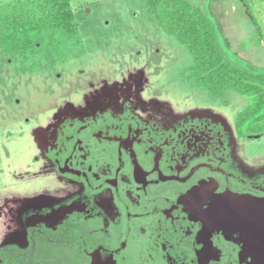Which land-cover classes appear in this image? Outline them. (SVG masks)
Segmentation results:
<instances>
[{
	"label": "flooded vegetation",
	"instance_id": "flooded-vegetation-1",
	"mask_svg": "<svg viewBox=\"0 0 264 264\" xmlns=\"http://www.w3.org/2000/svg\"><path fill=\"white\" fill-rule=\"evenodd\" d=\"M141 76L34 129L29 161L0 184V264H264L251 208L225 231L202 220L227 191L264 198V165L236 158L209 110L157 119L169 113L149 111Z\"/></svg>",
	"mask_w": 264,
	"mask_h": 264
},
{
	"label": "rangeland",
	"instance_id": "rangeland-1",
	"mask_svg": "<svg viewBox=\"0 0 264 264\" xmlns=\"http://www.w3.org/2000/svg\"><path fill=\"white\" fill-rule=\"evenodd\" d=\"M27 1L0 0V18L15 3L20 6ZM70 1L79 21L80 40L65 51L66 59L45 67L48 60L43 52L29 53L22 62L21 56L8 59L0 51V184L10 188L14 168L29 161L34 129L54 123L52 114L63 110L66 102L84 105L85 96L90 99L94 89L120 86L140 73V93L149 111H154L155 102L160 112L169 113H157V119L209 110L225 120L235 140L236 158L250 169L264 165V133L256 139L235 135V117L249 99L231 90L213 97L197 85L186 73L192 63L186 47L150 22L139 0ZM189 1L208 9L225 51L264 70V4L260 0ZM27 8L34 13L40 10L34 4ZM32 63L37 69H30ZM10 195L13 192L8 190L5 197Z\"/></svg>",
	"mask_w": 264,
	"mask_h": 264
},
{
	"label": "trees",
	"instance_id": "trees-1",
	"mask_svg": "<svg viewBox=\"0 0 264 264\" xmlns=\"http://www.w3.org/2000/svg\"><path fill=\"white\" fill-rule=\"evenodd\" d=\"M148 20L184 45L192 57L186 73L213 97L226 90L249 99L234 120L235 133L256 139L264 133V70L224 50L216 22L208 9L189 0H139ZM264 4V0H260ZM70 0H28L0 18V51L8 58L43 52L54 63L80 40L79 21ZM37 5L32 12L27 6ZM142 8V9H143ZM144 11V9H143ZM38 63V62H37ZM32 63L31 70L37 69ZM40 67V65H39Z\"/></svg>",
	"mask_w": 264,
	"mask_h": 264
},
{
	"label": "water",
	"instance_id": "water-1",
	"mask_svg": "<svg viewBox=\"0 0 264 264\" xmlns=\"http://www.w3.org/2000/svg\"><path fill=\"white\" fill-rule=\"evenodd\" d=\"M195 192L196 191L192 193ZM245 208L247 210L251 208L255 220H259L264 224V198L233 193L231 191L219 195L214 203L213 210H211L212 212L209 210L208 212L202 213L204 216V219H202L204 225L212 227L206 229L207 232L210 233L214 230L225 231L227 225L229 226L232 223L238 225V222L242 220L246 214ZM207 216H210L211 218H207ZM261 255V257L264 258V253Z\"/></svg>",
	"mask_w": 264,
	"mask_h": 264
}]
</instances>
